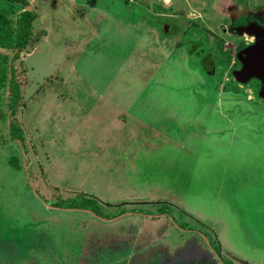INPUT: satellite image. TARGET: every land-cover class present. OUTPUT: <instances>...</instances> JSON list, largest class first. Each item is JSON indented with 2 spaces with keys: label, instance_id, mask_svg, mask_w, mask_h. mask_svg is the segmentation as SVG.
<instances>
[{
  "label": "rangeland",
  "instance_id": "374dc122",
  "mask_svg": "<svg viewBox=\"0 0 264 264\" xmlns=\"http://www.w3.org/2000/svg\"><path fill=\"white\" fill-rule=\"evenodd\" d=\"M24 2L0 0L4 32L35 13L21 141L0 48V264H264V96L236 78L264 0Z\"/></svg>",
  "mask_w": 264,
  "mask_h": 264
},
{
  "label": "trees",
  "instance_id": "16d2710c",
  "mask_svg": "<svg viewBox=\"0 0 264 264\" xmlns=\"http://www.w3.org/2000/svg\"><path fill=\"white\" fill-rule=\"evenodd\" d=\"M13 2L23 3L25 0H10ZM26 3V2H24ZM26 5V4H25ZM17 26L14 29H8L7 32H4L2 26L0 25V48L2 49H14V55L12 56L11 64L9 66V77H8V97H9V111H10V121L8 124V135L10 139L14 140H23V132L18 127V123L15 119V114L17 112L18 103L20 101V87L15 76V68L13 66V60L17 56V53L24 49L28 39L31 35V26L32 21L35 19V13L29 10H23L17 15ZM211 53H208L206 56H210ZM202 60V59H201ZM203 71L208 74L212 75L214 71V63L213 60L208 61L205 66H202ZM89 205V199H83V201H69L68 203H58L56 204L57 207L62 208H84L85 206ZM166 206V204H163ZM163 205H160L157 209L158 214L165 213L162 209ZM93 210L96 212L99 210L96 205L92 207ZM125 210H121L117 212V214L124 212ZM129 212H136L135 208H130ZM99 216L104 217L106 219L113 218L117 214H108V213H97Z\"/></svg>",
  "mask_w": 264,
  "mask_h": 264
},
{
  "label": "water",
  "instance_id": "95a60500",
  "mask_svg": "<svg viewBox=\"0 0 264 264\" xmlns=\"http://www.w3.org/2000/svg\"><path fill=\"white\" fill-rule=\"evenodd\" d=\"M255 32H259L256 30H252L251 34ZM259 37V42L257 44H253L246 48H243L239 51L238 57L241 62V69L239 72L236 73V78L241 81H245L247 78L255 77L259 79V95L264 96V38L261 36ZM253 53L252 55V52ZM257 57L253 59L251 57Z\"/></svg>",
  "mask_w": 264,
  "mask_h": 264
},
{
  "label": "flooded vegetation",
  "instance_id": "af4514ba",
  "mask_svg": "<svg viewBox=\"0 0 264 264\" xmlns=\"http://www.w3.org/2000/svg\"><path fill=\"white\" fill-rule=\"evenodd\" d=\"M164 28V27H163ZM259 35H260V33H259ZM258 35V33L257 32H255L254 34H251L250 35V37H249V42H245L246 44H245V47L244 48H246V47H248V46H251V45H253V44H257V42H259V37H257V36H259ZM260 38H261V36H260ZM263 38H264V36H263ZM247 45V46H246ZM208 53H211L210 54V56H206V55H208ZM253 53H255L254 51L252 52V55H253ZM251 57V56H250ZM251 58H253V59H256L257 57H251ZM202 59V60H201ZM210 60H213V53L211 52V51H207V52H205L202 56H201V58H200V64H201V68H202V66H205L207 63H208V61H210ZM213 63H214V60H213ZM241 63V62H240ZM251 80H254V81H256L257 82V84H258V88H259V85H260V81H259V79H257V78H251ZM215 254H217V253H215ZM205 259H208V260H210L211 259V257L210 256H208L207 258H205ZM221 261V260H220ZM222 262V261H221ZM222 264V263H221Z\"/></svg>",
  "mask_w": 264,
  "mask_h": 264
},
{
  "label": "crops",
  "instance_id": "0c3cea01",
  "mask_svg": "<svg viewBox=\"0 0 264 264\" xmlns=\"http://www.w3.org/2000/svg\"><path fill=\"white\" fill-rule=\"evenodd\" d=\"M193 259L192 257H190L189 259H187L184 264H192L193 263ZM196 264H218V259L215 258H211L210 260L208 259H204L203 257L199 258V262H195ZM193 263V264H195ZM169 264H176V263H169Z\"/></svg>",
  "mask_w": 264,
  "mask_h": 264
}]
</instances>
